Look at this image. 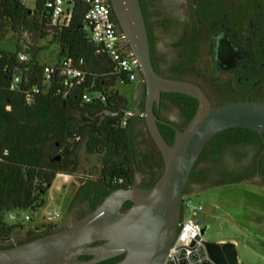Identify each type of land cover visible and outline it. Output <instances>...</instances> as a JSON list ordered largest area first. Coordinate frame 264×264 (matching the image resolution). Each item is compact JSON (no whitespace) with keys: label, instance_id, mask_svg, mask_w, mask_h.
I'll list each match as a JSON object with an SVG mask.
<instances>
[{"label":"trees","instance_id":"1","mask_svg":"<svg viewBox=\"0 0 264 264\" xmlns=\"http://www.w3.org/2000/svg\"><path fill=\"white\" fill-rule=\"evenodd\" d=\"M46 1L34 0L33 7H28L21 0H0V36L9 28L14 33L27 34L31 39L25 50L20 46L14 52L0 49V249L57 229L53 224L44 228H29L25 237L9 243L13 233L24 228V222L19 218L10 222L7 215L16 213L19 216L22 211H35L43 206L44 196L55 175L59 172L73 173L78 168L80 152L84 147L94 154L97 165V170H91L94 178L87 179L77 193L82 195L81 200L90 202L86 212L91 211L111 191L136 185V174L143 176L138 185L151 187L163 170L160 155L153 162L149 152L139 150L134 124L137 119L145 125L143 102L137 109L129 108L127 100L115 90L118 80L124 78L114 70L113 63L104 52H97L99 48L91 40L85 25L86 5L80 0H72L68 6L69 22L62 25L52 22V9L46 6ZM141 8L143 11L142 4ZM147 33L150 45L148 28ZM40 40L55 45L52 63L55 67L63 60L71 59L83 72V79H73L65 85L63 78L55 77L46 83L43 68L47 64L38 58L42 49L38 45ZM21 51L28 55L25 62L18 60ZM150 54L152 60L151 51ZM15 74L22 79L18 89L11 90L9 81ZM123 83L129 82L124 80ZM84 93L90 95V102L82 99ZM173 94L185 96L177 92ZM127 109L133 110V115L123 124L122 118ZM73 110L90 115L106 112L95 137L90 138L86 134ZM158 127L167 142L172 144L174 131L167 132L161 124ZM246 131V128L233 127L216 135L226 139ZM214 137L204 146L190 175ZM56 144L70 167L63 161L51 160L57 156ZM143 144L146 146V141ZM217 150L213 151L214 159ZM130 205L128 201L124 207ZM122 256L97 264H110ZM89 258L80 256V259Z\"/></svg>","mask_w":264,"mask_h":264},{"label":"water","instance_id":"2","mask_svg":"<svg viewBox=\"0 0 264 264\" xmlns=\"http://www.w3.org/2000/svg\"><path fill=\"white\" fill-rule=\"evenodd\" d=\"M105 1L123 36V44L137 60L138 78L145 86L144 121L161 155L162 173L151 187L136 184L113 190L75 222L0 249V264H97L119 255L123 256L110 264H240L234 243L206 241L204 225L195 239L200 244L192 241L187 257L182 250L178 257L166 258L178 232L182 197L191 170L204 146L228 128L264 133V102L234 101L211 107L196 84L159 75L152 64L140 1ZM161 92L182 93L198 101L187 125L175 129L172 144L162 135L158 127L162 121L154 112ZM128 201L131 205L125 208Z\"/></svg>","mask_w":264,"mask_h":264},{"label":"flooded vegetation","instance_id":"3","mask_svg":"<svg viewBox=\"0 0 264 264\" xmlns=\"http://www.w3.org/2000/svg\"><path fill=\"white\" fill-rule=\"evenodd\" d=\"M140 1L150 34L152 64L159 75L196 84L211 107L234 101L264 102V0ZM135 82L132 109L139 108L142 102L144 105L145 99L143 81L138 78ZM197 105L198 101L192 96L161 92L154 112L162 121L158 124L165 126L167 132L175 133L176 128L183 129L187 125ZM73 112L86 134L95 137L106 112L96 115ZM134 131L139 150L149 152L153 162L158 160L160 153L146 125L136 119ZM232 139L241 141L231 142ZM55 148L57 156L51 160L65 162L59 145ZM214 150L218 151L216 159L212 158ZM86 152L84 161L90 170H97L94 154L88 148ZM89 175L79 187L94 178L91 172ZM136 175L141 177L136 182L140 184L143 176ZM240 182L258 187L264 197V133L248 129L226 139L216 135L190 175L185 193ZM81 201L85 207L74 217L65 216L61 227L87 213L90 202ZM261 224L264 226V216Z\"/></svg>","mask_w":264,"mask_h":264},{"label":"rangeland","instance_id":"4","mask_svg":"<svg viewBox=\"0 0 264 264\" xmlns=\"http://www.w3.org/2000/svg\"><path fill=\"white\" fill-rule=\"evenodd\" d=\"M24 3L28 7H33L34 0H25ZM30 41L27 34L20 35L7 28L0 36V49L14 52L17 46H20L25 50ZM38 45L42 47L38 54L40 62L52 64L55 45L47 43L46 40H40ZM135 87L136 82H118L114 87L127 100L129 108H132ZM143 131L147 134L145 129ZM86 154L84 147L80 152L79 166L71 174L73 177L70 183H65L62 176L55 175L44 196V205L35 211L27 212L31 219L24 222L23 229L13 233L9 243H15L25 237L26 231L34 228L33 225H38L40 228L45 222H53L54 225H58L57 229L62 228L61 224L65 216L74 217L85 207V203L81 201L82 195H75V192L83 179L90 176L89 164L84 161ZM140 179L141 177L136 175V182ZM182 198L184 200L190 198L193 204H201L202 211L198 218L202 225L206 226L203 237L206 241L233 242L240 264H264V226L261 224V218L264 216V197L258 187L247 182L232 183L197 192H187ZM70 202L73 204L69 205ZM54 213H58L59 216L52 217ZM186 216L184 214V217Z\"/></svg>","mask_w":264,"mask_h":264},{"label":"built area","instance_id":"5","mask_svg":"<svg viewBox=\"0 0 264 264\" xmlns=\"http://www.w3.org/2000/svg\"><path fill=\"white\" fill-rule=\"evenodd\" d=\"M25 2V0H21ZM72 0H47L46 6L52 9V22L62 25H67L70 19V12L68 6ZM86 5V12L84 15L85 25L89 32L91 40L99 48L97 52H104L111 60L114 66V70L118 72L124 79H119V83H123L124 80L131 83L138 79V64L137 60L133 56L132 52L123 44V36L119 34L116 22L113 18L111 8L105 0H80ZM18 60L25 62L28 60V55L25 52L18 53ZM44 81L50 83L52 78L61 77L63 83L69 85L73 79L79 81L83 79V72L77 68L71 59H65L58 67L54 64H47L43 68ZM21 76L15 74L10 78L9 88L11 90L18 89V85L21 82ZM30 100V96H27ZM82 99L85 102H90L91 97L89 94L84 93ZM133 115V110L127 109L124 111L122 123L125 124L128 118ZM143 115V114H142ZM62 176L65 183L72 181V175L65 173H58ZM202 211L201 204H193L191 199H182V214L179 222L178 232L175 241L169 251L166 258L172 259L178 257L179 254L184 251V256L191 252L188 248L192 241H195V245L200 244V241L195 240L199 235L200 224L196 223L199 213ZM184 214L187 216L184 217ZM58 213H54L52 217H58ZM10 222H15L18 218L22 221H29L30 215L26 211L20 212L19 216L16 213H10L7 215ZM51 218V217H49ZM53 224V222H45L42 224V228ZM54 225V224H53ZM185 247L184 249L182 248Z\"/></svg>","mask_w":264,"mask_h":264},{"label":"crops","instance_id":"6","mask_svg":"<svg viewBox=\"0 0 264 264\" xmlns=\"http://www.w3.org/2000/svg\"><path fill=\"white\" fill-rule=\"evenodd\" d=\"M33 227H34V228H37V227H38V225H33ZM222 241H223V240H222ZM220 242H221V241H220ZM239 262H240V260H239Z\"/></svg>","mask_w":264,"mask_h":264}]
</instances>
